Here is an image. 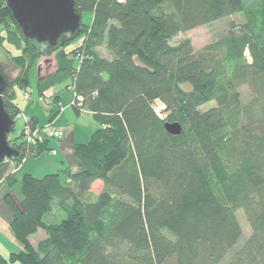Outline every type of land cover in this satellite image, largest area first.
<instances>
[{"label": "trees", "instance_id": "trees-1", "mask_svg": "<svg viewBox=\"0 0 264 264\" xmlns=\"http://www.w3.org/2000/svg\"><path fill=\"white\" fill-rule=\"evenodd\" d=\"M75 3L93 24L82 22L52 49L26 39L0 0V45L20 50L4 97L15 125L22 114L15 87L27 92L30 71L55 55L56 71L39 75L40 98L70 82L76 114L88 111L100 126L88 144L75 146L78 173L26 174L17 183L7 175L10 164L39 156L48 142L33 145L21 132L9 143L19 156L0 164V185L6 179L4 201L21 249L0 254V264H264V0ZM238 13L245 22L200 51L189 39L170 43ZM166 123H179L181 135L171 136ZM55 209L65 216L59 224L50 221ZM39 231L47 238L34 247Z\"/></svg>", "mask_w": 264, "mask_h": 264}, {"label": "crops", "instance_id": "crops-1", "mask_svg": "<svg viewBox=\"0 0 264 264\" xmlns=\"http://www.w3.org/2000/svg\"><path fill=\"white\" fill-rule=\"evenodd\" d=\"M18 73L19 70L15 71L13 80L17 77ZM38 80L39 75L36 80V101L32 100L33 95L31 99L25 101L23 96L25 93H28V90L27 92H24L18 87H15V104L18 105L23 115L36 123L35 130L38 137L41 134L38 127L39 125H43L40 122L41 114L40 111H38L39 108L34 109V106L36 105L39 107V100L42 106H45L46 109L49 110L47 113H49L50 117V128L56 127L55 129L62 131L63 138L61 141L53 140V143H51L50 139L46 136H43V138L38 137L40 140L48 142L46 145L47 148L44 152L39 156H28L21 164L11 163L7 175L16 180L17 183H20L23 176L26 174L41 179L46 175L61 173L65 170H70L72 173L80 172L82 170L80 161L78 162L74 159L75 146L88 144L92 135L100 128V126L94 121L90 112L83 111L80 115H77L73 109L75 96L73 100L64 97L65 93L63 89H57V86L46 92L45 96L49 98L47 101L51 103L53 101L60 102L63 107L60 109L56 105V102L52 103L51 107H48L45 104L44 99H41L38 94ZM66 85L68 86L69 83ZM50 128L48 127L49 134L52 136ZM19 135L16 137H19ZM52 151H57V155L53 156L51 154ZM7 193H9V188L5 179L0 185V254L5 258H8L11 253L17 252L21 249V246L16 240L11 228L13 213L4 201V197Z\"/></svg>", "mask_w": 264, "mask_h": 264}, {"label": "rangeland", "instance_id": "rangeland-1", "mask_svg": "<svg viewBox=\"0 0 264 264\" xmlns=\"http://www.w3.org/2000/svg\"><path fill=\"white\" fill-rule=\"evenodd\" d=\"M245 19H246V16L244 14L238 13L236 15H233V16L224 18L222 20L216 21L212 24L201 26V27L196 28L194 30H191L187 33L180 34L178 37L171 40L170 43L172 45H177L180 42L189 39L191 41L194 49L196 51H200L203 48H205L207 45L212 44V43L220 40L221 38L225 37L228 34L232 24L239 26L245 22ZM93 21H94V16L92 14L84 13L82 15V22L84 25L91 26L93 24ZM2 35H5V33H2ZM81 41H82V39H80L79 41H76L73 46L68 48L69 51L70 50L73 51L74 49H76V47L81 43ZM4 46L5 47L0 45V75H2L9 84H12L15 71L18 70L12 62V60H13L12 57L20 55V50L16 49L15 47H13L9 44H5ZM42 49L44 50L45 48L42 47ZM98 54L101 57L111 58V55L104 48L99 49ZM246 56L250 60V56H249L248 51L246 52ZM54 57H55V55H52L50 58L43 57L38 61L37 67L40 68L39 75L46 76V75H49V74L54 73L56 71V61H55ZM37 77H38V69H32L30 71V86L28 88V93L31 94V97L33 95L32 100H34V101H36V99H37L36 98L37 97V94H36ZM67 83L70 84V82H67ZM67 83L58 85L57 89L58 88L63 89V91L65 93L64 97L71 98L73 100L74 94L71 91H68L66 89ZM242 93H243L244 102H247L250 98L247 89L243 88ZM45 101H47V100H44V102ZM38 103H39V107L35 105L34 109L39 108L38 111H40V114H41L40 122L43 125V126L39 125V127H38V130L41 133L38 137L43 138V136L44 137L46 136L50 139L51 143H53L54 139L52 138L51 134H49V129H48V127L50 128V123H49L50 117H49V113H47V112H49V110H47L45 106H42V104L40 103L39 100H38ZM215 106H216V103L211 102V103L203 106L202 110L206 111V110H209L210 108L215 107ZM154 108L160 117L163 118L165 116V114H164L165 108H164V105L162 103L156 102L154 104ZM22 116H23V118H19L16 120L15 131L12 134H10L8 137L9 143H12V141L14 142L16 136H18L23 131V129L25 127V118H28V117H26L23 114H22ZM50 131H52L51 128H50ZM74 157H75L74 159H76V161L79 162V160L76 158V156H74ZM101 187H102V184L97 183L92 190L93 194L98 195L100 193ZM237 217L240 220L241 226L243 228L244 236L249 237L251 234V230H250L249 224L247 222L245 213L243 211H238ZM64 218H65L64 214L62 212H60V210L55 209L51 218H50V221L52 223L59 224L61 222V220ZM46 238H47L46 233L44 231H40V232H38V234H36L32 238V245L34 247H37L38 243L40 241L46 239ZM17 264H20V263H17Z\"/></svg>", "mask_w": 264, "mask_h": 264}, {"label": "water", "instance_id": "water-1", "mask_svg": "<svg viewBox=\"0 0 264 264\" xmlns=\"http://www.w3.org/2000/svg\"><path fill=\"white\" fill-rule=\"evenodd\" d=\"M7 6L26 39L52 49L65 35H75L82 26V13L76 8L75 0H7ZM10 88L0 75V164L19 156L8 140L15 130V121L7 113L4 99ZM165 129L171 136L182 133L179 123H166Z\"/></svg>", "mask_w": 264, "mask_h": 264}, {"label": "built area", "instance_id": "built-area-1", "mask_svg": "<svg viewBox=\"0 0 264 264\" xmlns=\"http://www.w3.org/2000/svg\"><path fill=\"white\" fill-rule=\"evenodd\" d=\"M31 98L30 94L29 93H25L24 94V100L27 101ZM78 101L81 102L82 99L81 98H78ZM52 103H55V102H52ZM52 103L49 102V101H45V104L48 106V107H51L52 106ZM56 105L62 109L63 105L60 103V102H56ZM165 108V107H164ZM19 118H23L22 114L20 116H18V119ZM29 118H25V127L23 129V134H24V137H25V140L28 142V143H31V144H36V143H39V142H42V140H40L37 135H36V130H32L30 124H29ZM52 129V138L54 140H57V141H61V139L63 138V132L60 131V130H57L55 128H51ZM51 154L53 156H56L57 155V151H52Z\"/></svg>", "mask_w": 264, "mask_h": 264}]
</instances>
